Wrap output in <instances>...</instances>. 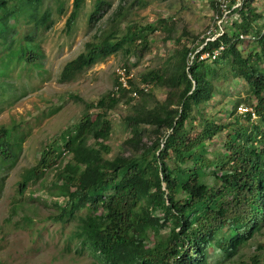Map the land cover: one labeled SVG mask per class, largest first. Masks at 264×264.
<instances>
[{"label":"trees","instance_id":"obj_1","mask_svg":"<svg viewBox=\"0 0 264 264\" xmlns=\"http://www.w3.org/2000/svg\"><path fill=\"white\" fill-rule=\"evenodd\" d=\"M254 1L230 0L227 9L234 19L227 25L229 30L206 43L190 65L188 54L204 43L200 37L209 25L196 36L184 29L178 32L173 15L161 25H141L131 20L130 9L142 0H119L115 9L106 0L94 1L88 24L107 14L106 27L97 30L83 51L66 62L59 81L70 80L118 51L137 59L132 64L137 65L151 52L153 39L149 34L156 29L163 45L170 43L172 47L163 67L142 71L139 81H128V89L120 88L115 78L114 87L96 102L72 96L83 104L80 119L45 145L35 165L21 175L18 191L22 194L45 173H55L53 184H42L50 197L48 205L58 209L53 220L66 223L76 219L71 239L95 256L97 261L88 264H210L207 251L212 247L221 253L214 264H236L233 257L261 234L264 18L257 13ZM41 3L43 0H0V24L9 27L12 42L16 31L11 18L17 21L22 13H32ZM84 3L73 0L65 21L67 32L75 25ZM209 5L212 18L215 14L221 18L218 4L210 0ZM57 7L61 13L62 4ZM49 14L46 10L38 19L28 15L34 30L49 27ZM123 23L124 34L119 35ZM240 35L250 37L254 46L247 51L240 49ZM219 45L224 49L215 60H199V54ZM24 52L26 61L32 59V50ZM235 79L247 88L250 96L244 104L252 109L256 123L250 113L238 115L236 106L227 121L216 119L222 109L212 115L204 113L218 84ZM117 86L118 92L114 90ZM157 91L165 92L162 100L157 98ZM133 92L137 97L131 95ZM133 102L142 108L126 112L122 120L126 134L121 143L123 152L111 156L105 135L112 128L109 114ZM92 111H96L94 115ZM12 131L0 129L2 162L14 157L10 150ZM221 133H225V153L214 152L211 158L207 143ZM60 161L61 169L57 167ZM46 198L41 195L38 200L45 203ZM81 211L84 214L77 215ZM164 228L166 236L156 239L158 230ZM256 249L250 264H264L259 254L264 247L258 245Z\"/></svg>","mask_w":264,"mask_h":264},{"label":"rangeland","instance_id":"obj_2","mask_svg":"<svg viewBox=\"0 0 264 264\" xmlns=\"http://www.w3.org/2000/svg\"><path fill=\"white\" fill-rule=\"evenodd\" d=\"M94 1L85 0L70 32L66 31L65 21L72 10L73 0H43L32 13H22L19 20L14 22L11 18L10 23L15 24L16 31L13 42L9 27L0 24V129L5 128L8 132L13 130L10 150L14 153V157L8 161L2 162L0 158V264H88L97 261L89 249L71 239L77 224L76 219L66 223L53 220L58 209L48 205L50 197L42 184H53L54 172H47L30 183L22 194L18 191L21 175L35 165L43 147L58 139L62 131L71 129L80 119L83 104L73 100L72 96L87 102H96L114 87V69L117 66H128L132 79L139 81L142 71L156 66L163 67L167 62V51L172 46L170 43L163 45L161 34L156 29L155 33L149 34L153 39L151 52L138 60L137 65H132L137 59L132 56L125 57L122 51H118L74 74L70 80L59 81L66 62L83 51L84 44L90 41L97 30L106 27L107 14L93 24H88ZM106 1L111 3L112 9L119 3V0ZM209 1L142 0L130 9V18L141 25L153 22L161 25L167 21L168 15H173L178 32L184 29L190 35H201L213 19L209 11ZM58 3L62 4L61 13L58 12ZM253 6L264 18V0H255ZM46 10L50 13L51 24L48 28L39 26L34 30V23L29 21L32 18L28 15L33 14L38 19ZM231 19L234 16L229 17L227 23L223 24L226 31L229 30L227 25ZM124 30L125 23L121 25L119 35L124 34ZM251 41L250 37H243L239 48L247 51L254 46ZM27 49L32 50L33 55L32 59L26 61L24 51ZM164 95V91L156 92L160 100ZM249 96L240 79L220 82L216 95L204 113L212 115L222 109L216 119L227 121L232 119L230 112L235 106L236 113L241 115L237 108L247 107L244 100ZM141 108V104L133 102L110 112L112 128L105 135L113 151L111 156L123 152L121 143L126 134L122 128V120L126 112ZM95 112L92 111V114ZM252 121L246 123V127H250ZM224 136L225 133H221L207 143L211 158L214 152L221 155L225 153L222 147ZM67 159L68 157L64 161ZM62 166L60 161L57 167L61 169ZM41 195L47 197L46 201L43 200L45 203L39 202ZM78 214H84V211ZM260 232L258 237L233 257L236 264H250V257L257 251V246L264 247V224ZM166 233L165 228L160 229L155 238L166 236ZM149 242L153 244L154 241ZM259 254L264 258V249ZM207 257L209 263L214 264V261L221 258V253L212 247L208 249Z\"/></svg>","mask_w":264,"mask_h":264},{"label":"built area","instance_id":"obj_3","mask_svg":"<svg viewBox=\"0 0 264 264\" xmlns=\"http://www.w3.org/2000/svg\"><path fill=\"white\" fill-rule=\"evenodd\" d=\"M219 7L220 13H221V18H219L218 14H215L213 16L211 24L208 26V29L206 32L200 37L204 38V43L198 47V49L194 50V52H190L188 54V65H190L191 61L193 60L194 56L202 49L203 46L206 45V43L212 42L215 40L218 36L223 34L225 31L224 25L228 21V18L230 17L229 15V10L227 9V5L230 2V0H214ZM240 38H243V36H239ZM190 46L189 48H191ZM224 45H219L216 49H214L211 52L203 51L201 54H199L198 58L199 60H215L223 51ZM114 75L115 78L117 79L118 86L120 88L128 89V81L132 79V75L129 73V71L124 67L123 65H119L114 69ZM115 87L114 90L118 92L119 87ZM140 88L144 89L146 91L147 87L145 85H141ZM133 97H137L136 92H133L131 94ZM238 112L241 115H244L245 113H250L251 114V119H255V116L252 112V109L250 107H243L239 106L237 108Z\"/></svg>","mask_w":264,"mask_h":264}]
</instances>
